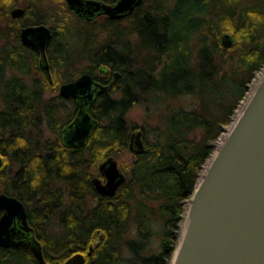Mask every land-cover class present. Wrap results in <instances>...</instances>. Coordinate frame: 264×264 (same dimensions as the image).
I'll return each mask as SVG.
<instances>
[{"label":"trees","instance_id":"16d2710c","mask_svg":"<svg viewBox=\"0 0 264 264\" xmlns=\"http://www.w3.org/2000/svg\"><path fill=\"white\" fill-rule=\"evenodd\" d=\"M16 4L0 0V17L10 19L0 26V190L29 206L45 264L79 251L84 264L128 257V264H167L199 172L264 65V0H143L124 18L91 20L66 0H25V14L14 24ZM40 22L53 30L52 82L38 53L20 40L21 24ZM225 32L235 38L229 46ZM84 71L103 82L115 71L120 77L93 100L99 123L87 143L68 145L63 127L78 102L51 91ZM137 105L154 122H135ZM136 128L144 131L145 147L130 165L121 164L127 180L117 193L101 194L94 170L130 149ZM157 232L159 250L143 254ZM0 264L41 263L26 247L0 244Z\"/></svg>","mask_w":264,"mask_h":264},{"label":"water","instance_id":"95a60500","mask_svg":"<svg viewBox=\"0 0 264 264\" xmlns=\"http://www.w3.org/2000/svg\"><path fill=\"white\" fill-rule=\"evenodd\" d=\"M142 1L66 0L75 14L88 20L100 14L114 19L124 18ZM24 12L23 6L11 9L13 17H20ZM20 35L25 45L40 52L39 65L52 82L54 78L47 54L53 37L52 28L46 23L28 24L21 27ZM221 39L226 46L235 40L230 32H225ZM119 76L120 72L115 71L113 80L103 82L85 71L60 84V94L78 102L75 117L63 127L66 144L87 143L99 123L90 110L91 104ZM234 121L189 197L186 222L170 264H264V76ZM143 133L142 128H136L131 134L130 148L134 152L145 147ZM98 167L105 180L100 176L93 177L97 191L103 195H115L127 180L118 159L109 155ZM0 209L4 211L0 217V244L24 245L38 262L45 264L43 244L31 232L33 227L29 224L24 201L14 194L0 191ZM93 249L92 244L88 253ZM85 260L86 254L79 251L59 264H84Z\"/></svg>","mask_w":264,"mask_h":264},{"label":"rangeland","instance_id":"374dc122","mask_svg":"<svg viewBox=\"0 0 264 264\" xmlns=\"http://www.w3.org/2000/svg\"><path fill=\"white\" fill-rule=\"evenodd\" d=\"M16 2H17L16 5H13V6L10 7V15H11V17H12L11 9H12L13 7H15V6H25V0H16ZM66 4H67V2H66ZM67 7H68V4H67ZM99 16H101V15H99ZM99 16H97V17H95V18H98ZM12 18H16L15 21L13 22V23L15 24V23L17 22V20H18L20 17H12ZM8 21H10L9 18H7V22H8ZM74 22H76V21H75V20H71L70 26H71V24L73 25ZM76 23H77V22H76ZM77 24H78V23H77ZM0 26L6 28L7 25H5L4 22H1V21H0ZM2 43H3V42L0 41V50H1V48H2V47H1V44H2ZM263 67H264V65H263L261 68L257 69V70L255 71V74H257V72H258L259 70H261ZM263 70H264V68H263ZM10 71H13V70H10ZM37 72H38V70L36 69V67H35V66H32V74H35V73H37ZM84 72H85V71H84ZM263 74H264V71H263V73H261V76H262ZM254 77H256V76L254 75ZM254 77H253L252 80L249 82V89L246 91L245 96L241 99V101H240V103H239V105H238V107H237V109H236V114L238 113V108H239V106H240L244 101H247V99L249 98V96H250V92H251V90H252V87L255 85V84H254L255 81L259 79V77H256L257 79L254 78ZM60 84H61V83H60ZM60 84H59V86H58L57 89H54V91H51V92H52V93H57V92H59ZM51 92H49V94H51ZM131 116H132L131 118H132L133 120H135V122H137V123H143V122H145V120H149L150 123L154 122V120H152V118L148 117V115L146 114V107L143 106V105H137V106H135L134 109L132 110ZM234 116H236V115L234 114ZM236 117H237V116H236ZM234 118H235V117H234ZM149 122H148L147 124H149ZM231 123H233V121H232ZM231 123H230V124H231ZM230 124H229V125H230ZM229 125H228V126H229ZM228 126H227V128H228ZM226 130H227V129H226ZM226 130H225V132H226ZM215 143H216V147H215V148H217V146H218V141H216ZM214 150H215V149H214ZM213 152H214V151H213ZM211 156H212V155H211ZM211 156H210V157H211ZM115 157L118 159L120 166H121V164H122V165H125V166H128V165H130L131 162H132V159H133V157H134V151L130 148V149H127V150H125L124 152H122V153L120 154V156H115ZM205 164H206V162H205ZM205 164H204V166L201 168V170H200V172H199V177L201 176V174H202V172H203V170H204ZM121 167H122V166H121ZM122 169H123V171H125V168L122 167ZM94 172H95V176H100V177H102V178L105 180V177H103V175H102L101 172L99 171V167H98L97 170L95 169ZM125 172H126V171H125ZM189 199H190V198H188V199L185 201L184 211H185L186 207L188 206ZM184 211H183V213H182L183 218H184ZM183 218H182V220H183ZM182 220L180 221L179 235L181 234V230H182ZM153 227H154V229L158 230L160 226H159L157 223H155ZM179 235H178V237H179ZM95 239H96V241L99 240V235H98V234H96ZM177 240H178V238H177ZM160 242H161V232H157L156 234H154V235L151 237V239H149V241H148L147 245L145 246V248H143V249H144L143 254H144V253H145V254H153V253L157 252V251L159 250ZM172 254H173V253H172ZM171 258H172V255H171V257L168 259L167 264H170ZM128 259H129V257H128V258H124V259H122V260L120 261V263H118V264H128ZM136 262H137V264H142V262H141L140 259H136Z\"/></svg>","mask_w":264,"mask_h":264},{"label":"flooded vegetation","instance_id":"af4514ba","mask_svg":"<svg viewBox=\"0 0 264 264\" xmlns=\"http://www.w3.org/2000/svg\"><path fill=\"white\" fill-rule=\"evenodd\" d=\"M105 1H107V0H105ZM116 1V0H115ZM115 1H113V2H115ZM108 2H110V1H108ZM16 7V6H15ZM23 7H25V6H23ZM14 8V7H13ZM25 11H26V7H25ZM24 14H25V12H24ZM23 14V15H24ZM22 15V16H23ZM100 15H103V14H100ZM22 16H20V18L22 17ZM99 16V15H98ZM13 17V16H12ZM19 18V19H20ZM0 21L1 22H4L5 23V25H7V17L6 16H1L0 17ZM40 23H45V22H40ZM29 24H35V23H29ZM46 24H48V23H46ZM25 25H28V24H21V26H20V30H21V27L22 26H25ZM49 25V24H48ZM50 26V25H49ZM51 27V26H50ZM52 28V27H51ZM52 32H53V30H52ZM51 41H52V39H51ZM21 42H22V40H21ZM23 43V42H22ZM51 43V42H50ZM24 44V43H23ZM25 45V44H24ZM50 45V44H49ZM49 45H48V47H47V54H48V48H49ZM25 46H27V45H25ZM27 47H29V46H27ZM29 48H31V47H29ZM31 49H33V48H31ZM33 50H35V49H33ZM37 53H38V62H39V59H40V56H41V54H40V52L39 51H37V50H35ZM48 58H49V56H48ZM49 61H50V59H49ZM51 64V63H50ZM51 70H52V68H51ZM43 71V70H42ZM45 74V73H44ZM120 77V76H119ZM119 77H118V79H119ZM95 78L96 79H98V80H100V78H97L96 76H95ZM113 78H114V73L113 74H111V75H109L107 78H106V81L105 82H110L111 80H113ZM117 79V80H118ZM102 81V80H101ZM1 154V153H0ZM2 155V154H1ZM2 163V161L0 160V164ZM0 191H3V190H0ZM5 192H7V191H5ZM7 193H10V192H7ZM10 194H12V193H10ZM14 195H16V194H14ZM17 196V195H16ZM20 198V197H19ZM22 199V198H21ZM23 200V199H22ZM24 201V200H23ZM24 203H25V201H24ZM25 205L27 206V209H28V212H30L29 211V206L25 203ZM1 210V213H0V216L2 215V213L4 212L2 209H0ZM18 224V226H19V222L17 223ZM29 224L33 227V231H31L32 233H34L36 236H38L37 235V233H36V229H35V226L34 225H32L31 223H30V221H29ZM27 234H29V235H31V233H29V232H27ZM4 246V245H3ZM7 247H26V246H24V245H21V246H14V245H9V246H7ZM27 248V247H26ZM29 249V248H28ZM30 250V249H29Z\"/></svg>","mask_w":264,"mask_h":264},{"label":"bare ground","instance_id":"6f19581e","mask_svg":"<svg viewBox=\"0 0 264 264\" xmlns=\"http://www.w3.org/2000/svg\"><path fill=\"white\" fill-rule=\"evenodd\" d=\"M20 35V34H19ZM20 40H21V35H20ZM256 88V85H254L253 87H252V90H251V92H250V94L252 95V93H253V91H254V89ZM245 101L239 106V108H238V114L240 113V111L243 109V107L245 106ZM236 116H237V114H235ZM236 116H234V117H236ZM233 117V119H232V121H233V123L235 122L234 120L236 119V118H234ZM233 123H231L229 126H228V128H230L232 125H233ZM224 136H225V133L222 135V137L218 140V146L221 144V141H222V139L224 138ZM216 147V146H215ZM1 153V152H0ZM2 154V153H1ZM0 154V157H1V161H3V159H4V156H3V154L1 155ZM210 160H211V158H209L207 161H206V164H205V167H204V170H203V172H202V176H203V173H204V171H205V169L207 168V166H208V164H209V162H210ZM189 204V203H188ZM188 207V206H187ZM187 207H186V209H185V211H184V218H183V220H182V228L184 227V225H185V216H186V214H187ZM1 217V216H0ZM41 240V239H40ZM41 242H42V240H41ZM43 244V243H42ZM44 251V250H43ZM33 253V252H32ZM34 255V254H33ZM35 257V256H34ZM46 258V257H45ZM47 261V260H46ZM42 264V263H41Z\"/></svg>","mask_w":264,"mask_h":264},{"label":"built area","instance_id":"2783aa9c","mask_svg":"<svg viewBox=\"0 0 264 264\" xmlns=\"http://www.w3.org/2000/svg\"><path fill=\"white\" fill-rule=\"evenodd\" d=\"M263 68H264V67H263ZM263 68H262L261 70H259V71L257 72V74H255L256 77H259V79L255 81V83H254L255 85H256V84L262 79V77L264 76V74L261 76V73H263V71H264ZM256 77H254V78H256ZM256 79H257V78H256Z\"/></svg>","mask_w":264,"mask_h":264}]
</instances>
